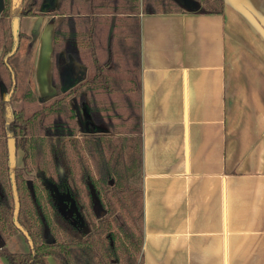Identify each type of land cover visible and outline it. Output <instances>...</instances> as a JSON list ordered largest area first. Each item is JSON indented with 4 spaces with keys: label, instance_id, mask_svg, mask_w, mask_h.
Masks as SVG:
<instances>
[{
    "label": "crops",
    "instance_id": "crops-1",
    "mask_svg": "<svg viewBox=\"0 0 264 264\" xmlns=\"http://www.w3.org/2000/svg\"><path fill=\"white\" fill-rule=\"evenodd\" d=\"M32 19L31 80L48 99L61 67L74 80L85 67L61 51L55 78L54 23L41 44L49 23L43 35ZM140 48L144 264H264V0L141 13Z\"/></svg>",
    "mask_w": 264,
    "mask_h": 264
},
{
    "label": "trees",
    "instance_id": "trees-1",
    "mask_svg": "<svg viewBox=\"0 0 264 264\" xmlns=\"http://www.w3.org/2000/svg\"><path fill=\"white\" fill-rule=\"evenodd\" d=\"M202 2L199 11L224 13L225 0ZM0 11V257L8 264H144V176L141 113V13L177 12L178 0H58L50 12L53 76L64 54L85 67L72 87L37 98L25 86L14 98L9 63L19 40L13 20L47 14L46 0H2ZM71 101L68 102L69 98ZM17 101L16 107L12 102ZM71 103V105H70ZM103 133L77 134L75 107ZM21 151L11 167L9 139ZM26 231L28 251H11L4 235ZM54 191L68 197L69 215ZM92 191L102 214L96 217ZM87 229V230H86Z\"/></svg>",
    "mask_w": 264,
    "mask_h": 264
},
{
    "label": "rangeland",
    "instance_id": "rangeland-1",
    "mask_svg": "<svg viewBox=\"0 0 264 264\" xmlns=\"http://www.w3.org/2000/svg\"><path fill=\"white\" fill-rule=\"evenodd\" d=\"M57 2H58V0H46V2L43 5V10L47 14L38 15V16H41V18H42V20H41V30L42 31L41 32L43 33V35H44L43 29L45 27L44 25H45V23H49L48 26H47L48 29H47L46 35L41 38V44L44 43V42H47V43L50 42V32H51L50 29H52L53 23H55V21H56V17H53L50 14V12L54 9V7L57 4ZM179 3L181 4V7H184L186 9L196 8L198 6L197 10H200L201 7H202V2L199 3V2L193 1V0H179ZM24 19L29 20L28 21V27H23L22 31L20 29V32L27 33L29 37L22 38V39L19 40L18 51L9 60V63L12 65V67H13L15 73H16V78H19V77L23 78V80H20V83L19 84L17 83V85H16L14 98L20 97L22 95V92H23L25 86H27V85H29L32 88V91L34 92L35 96L37 97V93L35 92V87H34L33 81L31 80L32 77H33V70H34V66L32 67L31 64L36 62V52H35L34 48H32V50H31L28 47V44H30L31 41L33 42V40L35 39L36 31L35 30H32L31 32L29 31V29L31 28V27L29 28V22H31L33 20L32 17H21V19H20L21 22ZM24 22L26 23L27 21H24ZM31 26L34 28L35 27V23H32ZM29 32H30V34H29ZM25 48L28 51L24 52L23 49H25ZM0 51H1V44H0ZM31 60H33V62ZM20 65H23L22 75L19 74ZM25 65H27V66H25ZM61 68H62L61 70L64 72V75H63L64 84H71L72 83V81H71L72 80V76H74V74L69 75L70 72H68V71H70L69 69H71V68H68V67H61ZM75 68L76 67H73V69H74V71L76 73V76H77L75 78V83H77L79 81V79L82 78L85 75V71H84L85 69H81V67H79L76 70ZM80 70H83V71H80ZM54 77L56 78V75ZM16 82H18V80ZM59 86H60V83H58V85H57V90L59 91L58 93H60L62 91L59 88ZM71 99H72V97L69 98L68 102H70ZM17 104H18V102L13 100V102H12L13 107H16ZM70 105H71V103H70ZM83 107H84L85 110H82L81 109L82 107H78L77 111H76V114H78L77 117H78V120H79V123H80V128L77 129V134L80 136L82 134H93V133L95 134V133H98V132L99 133H101V132L103 133V129L102 128H98L97 126L92 125V123H90L88 121V116L86 114L87 106L84 105ZM21 154L22 153H21L20 150L16 152L15 164H17V166L21 164V161H20ZM57 199H58L60 208L64 212H66V213H68L70 215L71 211L69 209V204L67 205V203H68L67 200L64 199L63 197H60V196L57 197ZM90 199H91V203H92V206H93V210H94V212L96 214V217H99L100 214H101V209H100V207L98 205L96 196L93 193V191H92V197ZM3 238L5 240L4 245L11 251H15V252L16 251H24V252H26L29 249V244H28L27 240L25 239L24 235L21 232H16V233H13V234L7 235V236L4 235ZM0 264H8V262L6 261L5 258L0 257ZM46 264H59V262L56 259H54L53 257H47L46 258Z\"/></svg>",
    "mask_w": 264,
    "mask_h": 264
},
{
    "label": "water",
    "instance_id": "water-1",
    "mask_svg": "<svg viewBox=\"0 0 264 264\" xmlns=\"http://www.w3.org/2000/svg\"><path fill=\"white\" fill-rule=\"evenodd\" d=\"M13 3H16L18 4L20 2V0H12ZM200 6V5H199ZM198 7V6H197ZM189 8V10H197L198 8ZM13 27H14V30L17 29V27L19 28V20L17 18H15L13 20ZM72 83L71 84H64L63 85V89H62V92L67 90L68 88L72 87L74 84H75V80L74 78H72ZM77 107V106H76ZM88 121L91 123V121L89 120L88 118ZM93 125V124H92ZM15 155H16V151H15V144L13 142V139L10 138L9 139V162H10V165L11 167H14L15 166ZM12 189H13V196H14V214H13V222L14 224L17 226V228L21 231V233L27 238L29 244L31 245L32 242L28 236V234L26 233V231H24L20 225L18 224V221H17V216H18V211H19V202H18V198H17V194H16V191H15V187H14V184L12 185ZM54 194H55V197L57 199V197H63L64 199H66L67 201H69L68 197L64 194H59L57 193L56 191H54ZM58 201V199H57ZM99 205V204H98ZM69 209L71 211L70 215L74 212V207H73V204L72 205H69ZM101 214H102V210H101ZM87 230V229H86ZM3 245V242L0 240V247Z\"/></svg>",
    "mask_w": 264,
    "mask_h": 264
}]
</instances>
